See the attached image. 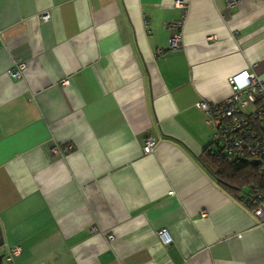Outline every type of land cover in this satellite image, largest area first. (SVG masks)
<instances>
[{
    "label": "crops",
    "instance_id": "crops-1",
    "mask_svg": "<svg viewBox=\"0 0 264 264\" xmlns=\"http://www.w3.org/2000/svg\"><path fill=\"white\" fill-rule=\"evenodd\" d=\"M243 67L264 0H0V264H264V214L199 157L195 101Z\"/></svg>",
    "mask_w": 264,
    "mask_h": 264
},
{
    "label": "built area",
    "instance_id": "built-area-1",
    "mask_svg": "<svg viewBox=\"0 0 264 264\" xmlns=\"http://www.w3.org/2000/svg\"><path fill=\"white\" fill-rule=\"evenodd\" d=\"M228 7L236 5L238 0H225ZM176 4L185 5V0H175ZM42 17L49 16L47 11L42 12ZM144 21L147 19L144 17ZM181 20L170 21L171 25H180ZM182 44V30L174 29L169 36V47H177ZM161 50V48L159 49ZM26 66L25 60L13 58V64L8 69L12 76H20ZM64 82L66 79L63 80ZM231 86L229 95L218 101H208L199 98L195 105L207 111L206 122L213 127V139L216 140L222 151L231 155L262 158L264 156V133L259 132L257 126H264V78L255 71L243 67L228 75ZM154 143L152 136L148 137L143 145L145 151H149ZM51 150L60 149V143L56 142ZM172 191V190H170ZM261 193L256 192L252 197L256 201L253 209L258 216L264 214V198L259 199ZM206 213L205 209L201 211ZM160 237L168 241L170 236L164 228L159 230ZM112 237V233L108 232ZM18 244L11 246L6 254L8 264H13V255L19 253Z\"/></svg>",
    "mask_w": 264,
    "mask_h": 264
},
{
    "label": "trees",
    "instance_id": "trees-1",
    "mask_svg": "<svg viewBox=\"0 0 264 264\" xmlns=\"http://www.w3.org/2000/svg\"><path fill=\"white\" fill-rule=\"evenodd\" d=\"M264 133V126H257ZM200 159L214 176L231 192L242 191L252 205V197L259 191L264 198V156L262 158L231 155L222 151L219 143L212 140L199 154Z\"/></svg>",
    "mask_w": 264,
    "mask_h": 264
}]
</instances>
